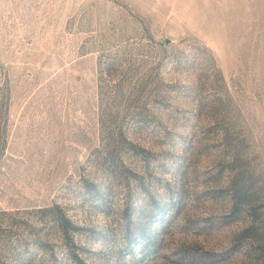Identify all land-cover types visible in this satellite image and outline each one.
<instances>
[{
  "label": "rangeland",
  "instance_id": "rangeland-1",
  "mask_svg": "<svg viewBox=\"0 0 264 264\" xmlns=\"http://www.w3.org/2000/svg\"><path fill=\"white\" fill-rule=\"evenodd\" d=\"M0 264H264V0H0Z\"/></svg>",
  "mask_w": 264,
  "mask_h": 264
}]
</instances>
